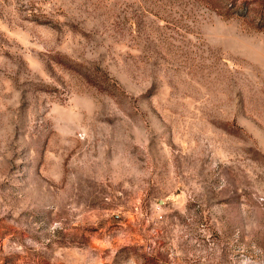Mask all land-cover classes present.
Here are the masks:
<instances>
[{"label": "rangeland", "instance_id": "1", "mask_svg": "<svg viewBox=\"0 0 264 264\" xmlns=\"http://www.w3.org/2000/svg\"><path fill=\"white\" fill-rule=\"evenodd\" d=\"M0 264H264V0H0Z\"/></svg>", "mask_w": 264, "mask_h": 264}]
</instances>
